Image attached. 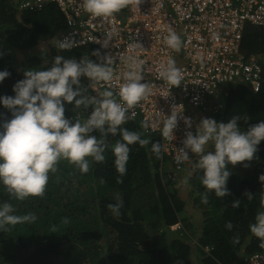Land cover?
<instances>
[{"label":"trees","instance_id":"1","mask_svg":"<svg viewBox=\"0 0 264 264\" xmlns=\"http://www.w3.org/2000/svg\"><path fill=\"white\" fill-rule=\"evenodd\" d=\"M65 23L64 14L55 3L40 11H20L14 0H0V39L6 36L12 43L8 48L0 41V70L11 73L0 83V96H14V84L24 78L14 65L16 52L33 50L41 46L44 38L54 41ZM96 50L102 54L92 44L66 50L54 46L45 56L33 51L27 63L30 69L50 67L55 55L98 60L92 55ZM243 50L260 54L264 68V29L249 24ZM85 79L81 77V82ZM228 94L223 110L212 115L215 120L227 122L233 115L248 116L249 120L240 121L245 129L264 120V83L258 92L246 84H234ZM73 109L72 104L65 102L66 117H75ZM0 114V119L12 118L3 104ZM123 127L149 139L143 147L138 143L130 145L123 183H117L120 174L109 148L104 153L105 161H92L87 173L61 160L41 196L16 200L0 184V201H10L17 215L31 212L37 217L35 222L18 223L0 231V264H239L244 255L264 251L260 239L249 229L256 214L264 211V183L259 179L264 174V141L258 146L256 159L229 165L230 194L217 197L214 191L209 192L207 204L201 202L205 191L200 179L203 172L191 167L189 183L193 190L189 196L201 214L191 221L187 213L189 201L181 194L178 178L171 174V158L162 155L157 159L152 152V143H161L160 136L144 132L136 120ZM118 139L119 134L109 135L108 142L111 145ZM245 163L249 166L245 167ZM246 191L254 194L251 201L244 195ZM117 198L123 200L119 217L107 208ZM237 199L240 207L233 208L232 201ZM64 218L68 223H64ZM227 221L233 223L232 230L225 227ZM177 223L180 227L173 229ZM237 235L239 241L234 242Z\"/></svg>","mask_w":264,"mask_h":264},{"label":"clouds","instance_id":"2","mask_svg":"<svg viewBox=\"0 0 264 264\" xmlns=\"http://www.w3.org/2000/svg\"><path fill=\"white\" fill-rule=\"evenodd\" d=\"M127 3L128 0H82V8L93 18L107 19L121 11ZM114 35L115 29L109 30L102 47L107 48ZM164 42L175 51H180L184 44L181 35L172 28L168 29ZM74 43L68 37L53 41L59 49H71ZM92 55L98 60L86 56L77 59L55 55L50 67L26 70L24 78L13 86L14 96H0V104L12 113L11 119H0V184L11 198L23 201L30 196L43 195L50 174L57 171L61 160H67L82 173H87L92 161H105L104 153L109 148L115 157L116 171L120 174L117 183H123L130 145L138 143L143 147L149 144V139L142 138L140 132L123 127L136 116L131 110L153 92V85L145 78V59L137 54H121L126 71L118 76L113 67L115 57L101 54L99 50ZM10 75L8 70H0V83ZM81 77H87L90 81L87 87L82 85ZM158 79L166 81L171 92L184 80V74L177 61L169 57L159 65ZM114 80L122 81L115 91ZM98 84L104 86L103 90L97 89ZM89 88L97 95H91ZM65 102L72 104L74 110L89 106L93 110L84 120L68 118L65 115ZM179 105L183 104H174L171 114L162 121V136L171 142L176 139L180 117H183L187 128L192 127L191 118L183 116L184 106L180 111ZM249 119L248 116L233 115L227 122H218L205 117L196 125L195 133L191 130L186 132L183 147L177 148L175 161L178 165L193 161L191 167L203 172L200 178L205 188L201 193L202 203H208L209 192L214 191L217 197L230 194L227 182L232 171H229V165L251 162L257 158L258 146L264 141V120L242 128L240 121ZM160 123L157 120L151 127L156 128ZM149 126L146 118L143 127ZM94 132L100 135H94ZM118 134L120 139L110 145L109 135ZM164 151L167 149L159 141L152 143V152L157 159L162 158ZM189 153L195 154V158L190 157ZM244 166L248 167L249 164L245 163ZM192 174L189 171L183 178L185 187H190ZM259 179L264 183V174ZM244 195L251 201L254 194L246 191ZM240 204L238 199L232 201L233 208H239ZM261 206L264 207V197L261 198ZM122 207L123 200L119 198L107 205L115 217L121 215ZM36 219L31 212L17 215L10 201H0V231H7L9 226L18 223L35 222ZM64 223H68L67 218H64ZM175 226L179 228L180 223L172 228ZM225 227L232 230L234 226L227 221ZM249 229L260 239V246L264 247V211L256 214L255 222L249 225ZM52 232H55V226ZM233 240L238 242V235Z\"/></svg>","mask_w":264,"mask_h":264},{"label":"built area","instance_id":"3","mask_svg":"<svg viewBox=\"0 0 264 264\" xmlns=\"http://www.w3.org/2000/svg\"><path fill=\"white\" fill-rule=\"evenodd\" d=\"M14 1L20 11H40L55 3L66 21L56 39L74 40L71 49L88 44L98 46L102 54L115 57L113 67L118 76L126 71L121 54H137L145 59V78L153 85V92L131 110L136 116L128 121L136 120L144 132L160 136L161 144L167 149L162 155L171 158L177 171L193 164L185 161L178 165L175 161L186 132L195 133L201 117L223 110L232 85L246 84L255 92L263 86V57L246 53L243 39L249 24L264 29V0H128L121 11L107 19L91 17L83 10L82 0ZM169 28L184 41L180 51L168 48L164 42ZM111 29H115V35L104 48L105 34ZM169 57L177 61L184 74V80L171 92L167 82L158 79L159 65ZM121 82L114 80V91ZM89 83L87 78L82 85L87 87ZM103 87L97 85L98 90ZM89 93L97 95L90 88ZM174 104H183L179 109L183 111L184 106L183 116L191 118L192 127L187 128L180 117L176 139L171 142L162 136V121L171 114ZM92 110V106L81 107L74 114L84 120ZM146 118L148 128L143 127ZM157 120L161 123L151 127ZM189 155L195 158V154ZM239 264H264V251L244 255Z\"/></svg>","mask_w":264,"mask_h":264},{"label":"rangeland","instance_id":"4","mask_svg":"<svg viewBox=\"0 0 264 264\" xmlns=\"http://www.w3.org/2000/svg\"><path fill=\"white\" fill-rule=\"evenodd\" d=\"M2 31V30H1ZM1 35V34H0ZM1 43L2 44H6V46L8 48H11L12 47V43L11 42H8L7 39H6V36H4L3 38L0 39ZM42 44L41 46H38L37 48H34L33 50L30 49V48H26V49H23V50H20V51H17L16 52V62H15V67L16 69H18L24 76V72L26 70H29V66H28V57L29 55L33 52V51H41V53H43V55L45 56L46 53L49 54L51 52V50L53 49V40H48L46 38H44L42 41ZM11 43V44H10ZM205 117H211L213 118V116L211 115H208V116H204V117H201L199 119V122L201 119L205 118ZM189 171H192L193 173V169H185L183 171H174L173 169L171 170V174L174 175L175 178H178V182H177V185L178 187L180 188V191H181V194L183 195L184 199H187L188 202V206H187V213H188V216H189V219L191 221H193L194 219L198 218L201 214H200V210L195 208L193 206V197H190L189 196V192L193 190L192 188V185L190 184V187H185L183 184H182V181H183V178L188 175ZM170 173V172H169ZM178 228V226H175L174 229ZM194 251V250H193Z\"/></svg>","mask_w":264,"mask_h":264},{"label":"crops","instance_id":"5","mask_svg":"<svg viewBox=\"0 0 264 264\" xmlns=\"http://www.w3.org/2000/svg\"><path fill=\"white\" fill-rule=\"evenodd\" d=\"M174 170V169H173ZM175 171V170H174Z\"/></svg>","mask_w":264,"mask_h":264}]
</instances>
